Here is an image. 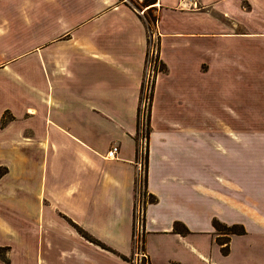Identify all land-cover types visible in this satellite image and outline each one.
I'll return each instance as SVG.
<instances>
[{
  "label": "crops",
  "instance_id": "obj_1",
  "mask_svg": "<svg viewBox=\"0 0 264 264\" xmlns=\"http://www.w3.org/2000/svg\"><path fill=\"white\" fill-rule=\"evenodd\" d=\"M144 7L165 67L147 140L149 264H264V183L246 180L245 142L264 133L244 127L264 113L244 91L246 73L264 80V0ZM145 21L119 0H0V264L131 263ZM215 225L244 232L226 245Z\"/></svg>",
  "mask_w": 264,
  "mask_h": 264
},
{
  "label": "rangeland",
  "instance_id": "obj_2",
  "mask_svg": "<svg viewBox=\"0 0 264 264\" xmlns=\"http://www.w3.org/2000/svg\"><path fill=\"white\" fill-rule=\"evenodd\" d=\"M71 1V0H69ZM120 2H123V4H127L130 5L131 7H133L134 9H136L140 16H142V18L146 19L145 24L148 26V32H152L153 29V25H155V14L152 11H144L143 7L145 6L144 4V0H119ZM145 9V7H144ZM42 10L44 11V8L42 7ZM146 10V9H145ZM59 9H55L52 8L51 10H48L49 14H52L53 16H55L56 14H58ZM40 32V31H38ZM23 37V36H22ZM33 38V37H32ZM30 38L28 41H26V46H29L33 41H35V38ZM36 39H39V33H37V37ZM149 44L150 41L148 39V45H147V50L149 48ZM153 46V48H157L158 50V39L155 40H151V44ZM25 46V45H24ZM25 46V47H26ZM148 52V51H147ZM146 52V55H147ZM159 72H161V66L159 65ZM156 73V72H155ZM144 77H145V67H144ZM156 77V76H155ZM251 78V75L249 73L245 74V100L246 102L249 101V98H253L254 96H259L258 99H260L261 101H264V80L262 81L260 78H252L251 82H247V80H249ZM155 80V79H154ZM143 83V82H142ZM154 87V84H153ZM153 91V89H152ZM148 94V95H147ZM145 98H147L149 96V99L144 102V97H143V89H142V98H141V103L138 109V129L141 132V135L146 139V149H147V140H148V135H149V131H150V107H151V99H152V92L151 93H145ZM143 100V101H142ZM260 107H264V105H257ZM248 106H246L247 108ZM247 112V111H246ZM251 113H246V118H245V123H244V127L247 131H252V132H260V133H264V113L261 114L262 118H256L253 115H250ZM248 117V118H247ZM10 116L9 114H5L4 116V120H2V122L4 123L7 122L9 120ZM184 120V115H181L179 118V121ZM191 119H189L190 121ZM191 122L197 126H201L202 124H204V119L199 118L198 116L196 118H193L191 120ZM245 142H246V180L248 182V177L249 176H254L253 174H255V178H252V180H256V182H253L256 187L257 184L255 183H264V134H257V135H252V136H246L245 137ZM248 145H251L250 147ZM146 160H147V152L144 156V172L142 169V172L137 175V180H136V201L137 200H144V202H146L147 200V195H146V191H145V178H146ZM248 160H253V161H249ZM248 164H252L254 165V168L251 170H248ZM6 168V167H5ZM7 169V168H6ZM253 172V173H252ZM250 185H253L251 183H249ZM249 186L248 183H246V187ZM260 186V185H259ZM258 186V187H259ZM260 191H264V184L262 185L261 188H257ZM148 201V200H147ZM226 229H224L222 226L219 227V232L221 234H225ZM230 230L232 232H235V234L239 233V232H244L242 230V228L239 227H231ZM218 232V233H219ZM219 233V234H220ZM133 235H134V230H133ZM231 235V234H229ZM228 239V236L226 235V237H222L219 238L221 241ZM133 240V237H132ZM224 242V241H223ZM133 251H134V242H133ZM132 251V252H133Z\"/></svg>",
  "mask_w": 264,
  "mask_h": 264
},
{
  "label": "built area",
  "instance_id": "obj_3",
  "mask_svg": "<svg viewBox=\"0 0 264 264\" xmlns=\"http://www.w3.org/2000/svg\"><path fill=\"white\" fill-rule=\"evenodd\" d=\"M148 39L151 44V40L157 39L156 33L148 32ZM149 44L148 52L146 55V62H145V77H143V97L144 102L146 99H149V96L145 98V93H151L153 89L154 79L159 71V59H158V50L157 48H153L152 45ZM156 72V73H155ZM148 95V94H147ZM142 100V101H143ZM119 152V147L117 145H113L110 149L106 152L104 159L107 160H114L117 158ZM147 152L146 149V139L140 135L138 140V175L144 172V156ZM144 205L145 202L142 199L137 200L135 204V213H134V235H133V242H134V251L132 252V257L130 260V264H149L148 257L144 253L143 250V215H144Z\"/></svg>",
  "mask_w": 264,
  "mask_h": 264
},
{
  "label": "trees",
  "instance_id": "obj_4",
  "mask_svg": "<svg viewBox=\"0 0 264 264\" xmlns=\"http://www.w3.org/2000/svg\"><path fill=\"white\" fill-rule=\"evenodd\" d=\"M155 0H144V4H145V6H147V5H149V4H153V2H154ZM161 66V71H163V69L165 68L163 65H160ZM141 135V132H140V130L138 129V137ZM7 173V169L5 168V167H0V178L3 176V175H5ZM145 181H146V178H145ZM149 202H151L152 201V199L150 200H148ZM70 224L76 229V231L82 236V237H84L86 240H88L89 242H91V243H93V244H95V245H97V246H100L101 248H103V249H106V247L102 244V243H100L98 240H96L94 237H92V236H90L89 234H87L85 231H83L81 228H79L77 225H75L74 223H71L70 222ZM215 227H216V229L217 230H219V227H220V225H215ZM224 229H226L225 231H226V233L224 234V235H229V234H235V232H232L231 230H230V228H227V227H224V226H222ZM242 232H239V233H237V234H241ZM227 238L225 239V240H223L224 241V243L223 244H226L227 245ZM226 248H227V246H225V248H224V252L226 251ZM7 252H8V248H6V247H0V259L2 260V261H4V262H8V259H7V257H6V255H7Z\"/></svg>",
  "mask_w": 264,
  "mask_h": 264
}]
</instances>
